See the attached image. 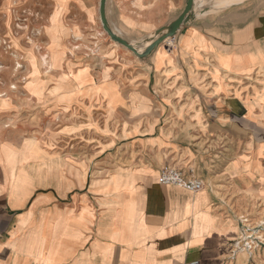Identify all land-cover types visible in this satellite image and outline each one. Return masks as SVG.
Returning <instances> with one entry per match:
<instances>
[{
    "label": "crops",
    "instance_id": "1",
    "mask_svg": "<svg viewBox=\"0 0 264 264\" xmlns=\"http://www.w3.org/2000/svg\"><path fill=\"white\" fill-rule=\"evenodd\" d=\"M186 1L107 0L106 17L142 49ZM69 2L80 25L95 10L92 0ZM167 40L119 69L131 83L107 72L118 107H136V117L154 123L133 144L146 163L96 169L83 158L86 144L69 142L57 158L28 139L0 140V264H264V0H194ZM49 63L61 66L60 58ZM75 65L88 73L58 83L67 100L70 92L88 99L94 69ZM169 117L182 130L159 127ZM82 123L68 122L57 136L85 137ZM188 165L204 191L158 182L163 167ZM119 172L132 177L111 180Z\"/></svg>",
    "mask_w": 264,
    "mask_h": 264
},
{
    "label": "rangeland",
    "instance_id": "2",
    "mask_svg": "<svg viewBox=\"0 0 264 264\" xmlns=\"http://www.w3.org/2000/svg\"><path fill=\"white\" fill-rule=\"evenodd\" d=\"M69 1L0 0V140L7 138L21 145L28 139L41 144L44 151L48 150L50 156L57 158L61 157L60 152L69 149V142L76 146L86 144L88 149L82 151L83 158L96 169H132L146 163L133 145L134 140L151 132L154 123H149L146 117H136L135 112L139 110L136 107H118L123 101L116 86L108 81L107 72L121 80L119 69L130 67L134 65L131 62L137 60L103 32L98 0H92L96 11L86 13L81 25L74 20L78 14ZM109 22L111 27L120 28L114 17H110ZM112 30L132 45H141L137 42L141 39L133 33L122 30L124 37ZM55 58H60L61 66L48 64ZM80 62L94 69L95 78L90 76V83L92 87L95 85V90L88 99L78 95L68 102L57 85L61 77L71 82L83 73L82 69L88 73L87 67L75 65ZM129 82L125 78L121 81ZM171 112L178 115L175 108ZM76 119L87 122L78 126V129L85 127L86 136L76 140H69L68 136L59 139L58 133ZM172 119L167 118L159 127L164 126L170 134L182 130ZM116 176L118 180L127 181L132 174L115 173L111 180Z\"/></svg>",
    "mask_w": 264,
    "mask_h": 264
},
{
    "label": "water",
    "instance_id": "3",
    "mask_svg": "<svg viewBox=\"0 0 264 264\" xmlns=\"http://www.w3.org/2000/svg\"><path fill=\"white\" fill-rule=\"evenodd\" d=\"M106 1L107 0L98 1V15L103 32L109 37L112 42L117 43L140 59L148 56L151 52L155 51L167 39H172L176 36V34L184 25L185 19L190 13L194 2V0H187L183 11L175 20L168 26L156 31L150 39L143 41V43H148L146 47L138 49L136 46L132 45L113 32L106 17Z\"/></svg>",
    "mask_w": 264,
    "mask_h": 264
},
{
    "label": "built area",
    "instance_id": "4",
    "mask_svg": "<svg viewBox=\"0 0 264 264\" xmlns=\"http://www.w3.org/2000/svg\"><path fill=\"white\" fill-rule=\"evenodd\" d=\"M174 40L175 37L171 39V41ZM170 43L168 44L170 45ZM158 182L164 186L178 187L190 193H197L205 190V184L203 183L201 173L199 169L193 165H188L184 168L165 166L159 171ZM229 209L231 211L235 209L233 204H230Z\"/></svg>",
    "mask_w": 264,
    "mask_h": 264
},
{
    "label": "bare ground",
    "instance_id": "5",
    "mask_svg": "<svg viewBox=\"0 0 264 264\" xmlns=\"http://www.w3.org/2000/svg\"><path fill=\"white\" fill-rule=\"evenodd\" d=\"M168 41H169V42H168ZM170 41H171V39H168V40H167L168 43H170ZM113 43H114L115 45H118V44L115 43V42H113ZM119 46H120V45H119ZM136 47H137V46H136ZM140 48H141V47H140ZM42 62H43L44 65H46V63H47V62H45L44 60H42ZM48 64H50V63H48ZM63 84H64L63 82L58 83V85H57V90H58V91H62V92H63L62 94L67 95L68 92L65 91V90H63V87H64V85H65V84H64V85H63ZM73 96H74V93L70 92V93H69V97H68V102L71 101L70 99H71ZM59 97H60V96H59ZM249 225H250V224H249Z\"/></svg>",
    "mask_w": 264,
    "mask_h": 264
}]
</instances>
